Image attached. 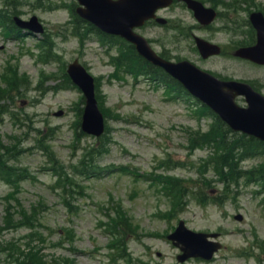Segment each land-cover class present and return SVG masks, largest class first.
Masks as SVG:
<instances>
[{"label": "rangeland", "instance_id": "1", "mask_svg": "<svg viewBox=\"0 0 264 264\" xmlns=\"http://www.w3.org/2000/svg\"><path fill=\"white\" fill-rule=\"evenodd\" d=\"M1 1L0 7L12 2ZM204 1L219 10V19L212 28L193 32L224 45L249 42L250 34L245 27L236 36L223 32V18L243 24L248 11L264 13V0ZM71 6L72 0L22 3L18 9L23 19L37 15L44 24L40 36L10 37L0 26V94L8 73H13L10 81L16 74L24 81L0 96V150L5 152L0 151V157L5 160L15 152L8 163L19 170L17 175L0 169V264H19L27 256L34 259V254L67 258L68 264H264V205L254 192L256 186L216 201L205 187L215 184V176L208 172L202 182L195 167L208 156L194 142L205 145V134L197 129L205 131L210 117L194 99L153 81L117 46L102 43L76 23ZM166 16L172 26L182 20L185 31L172 39L165 30L147 28L145 34L157 51L167 48L176 60L188 59L216 75L252 80L264 88V67L225 56L200 58L190 36L189 26L195 22L185 7H174ZM118 54L120 64L127 66L112 65ZM74 59L96 78L106 119L100 138L83 134L78 126L82 94L64 83L67 64ZM86 144L104 145L98 164L100 169L113 165L111 172L73 173L72 165ZM59 174L68 175L62 179ZM12 178H18L15 185L9 184ZM180 185L182 193L177 192ZM203 189L207 194L201 200ZM6 206L16 209L7 215ZM32 208L39 213L33 215L35 227L29 228L20 220L27 223ZM179 220L195 231L220 233L223 247L213 259L177 262L180 251L166 235ZM26 240L34 252L22 243ZM14 242H21L20 248Z\"/></svg>", "mask_w": 264, "mask_h": 264}, {"label": "water", "instance_id": "2", "mask_svg": "<svg viewBox=\"0 0 264 264\" xmlns=\"http://www.w3.org/2000/svg\"><path fill=\"white\" fill-rule=\"evenodd\" d=\"M164 1V0H163ZM162 0H78L83 7L77 8V13L96 25L99 29L118 34L135 44L137 51L147 60L163 67L174 77L178 78L194 95L199 97L213 108L232 128L241 130L264 140V97L246 84L236 81L218 80L212 75L201 71L188 61L170 63L155 54L146 40L133 32V27L153 16L154 10L166 3ZM198 18H213L212 9L204 8L194 0L189 1ZM252 22L258 30V43L251 47L240 48L238 55L255 61L264 62V20L260 12L251 14ZM20 27L41 32L42 27L35 16L29 21L15 17ZM202 50L211 48L199 42ZM72 81L77 84L85 96V108L81 127L90 134L99 135L103 131V117L97 108L94 96L93 78L77 61L68 66L67 70ZM237 94L245 96L247 107H240L234 102ZM216 237V234L195 233L181 222L177 230L169 236L181 243L183 254L178 256L180 261L190 256L211 258L219 244L207 238Z\"/></svg>", "mask_w": 264, "mask_h": 264}, {"label": "trees", "instance_id": "3", "mask_svg": "<svg viewBox=\"0 0 264 264\" xmlns=\"http://www.w3.org/2000/svg\"><path fill=\"white\" fill-rule=\"evenodd\" d=\"M9 6L13 9V2H11ZM16 11L17 9L12 12L16 13ZM0 13L2 14L1 11ZM76 21H78V19ZM111 39L122 44L118 38L112 37ZM124 46L132 53L131 55H133L138 61V64L145 66L146 68L149 66L135 54V51L131 46L126 44ZM116 59L119 58L117 57ZM9 75L12 74L8 73L7 77L8 88L11 89L16 87L20 83V80H17L18 77L16 76V79L12 82L9 80ZM2 91L3 93L0 95L6 93L7 89H2ZM210 114L214 118V122L210 126V129L205 133L203 139L206 143L210 144L212 155L209 156L208 161H210L214 167L216 174L220 176V180L225 186L223 188V191H225L224 193L229 194L232 192L233 187H240L250 183L259 184L261 191L264 192V143L252 137L232 133L228 127L217 118V116L212 112H210ZM102 147L103 145L97 147V150H102ZM93 151H95L94 148L87 149V153L85 152L86 154L83 159L84 162H91L94 153ZM97 152L98 151H96V153ZM250 156H259L260 161L254 167L244 169L240 165V162L245 157L247 158ZM79 171L82 170L79 169ZM26 258V260L19 262V264H45L41 257L36 254H34V259L29 256ZM64 262L66 263L67 261L64 260Z\"/></svg>", "mask_w": 264, "mask_h": 264}, {"label": "flooded vegetation", "instance_id": "4", "mask_svg": "<svg viewBox=\"0 0 264 264\" xmlns=\"http://www.w3.org/2000/svg\"><path fill=\"white\" fill-rule=\"evenodd\" d=\"M173 4H175L176 6H179V5H181L182 4V1L181 0H173ZM172 6L173 5H171V6H169V7H167V8H163V9H161V10H159V13L161 14V15H166V14H168L169 12H170V9L172 8ZM167 19V22L166 23H164L163 25H160V28H163V29H165L166 31H168V33H170L171 35H173V34H176V35H179V34H181L182 32H177L174 28L173 29H171L172 28V26L170 25V21H171V19L172 18H166ZM149 23H152V24H154L155 23V21H150ZM180 23L182 24V20L180 21ZM183 25V24H182ZM194 27H196V25H190L189 26V28H190V33L192 32V29L194 28ZM184 30H185V28L184 27H182ZM209 28V27H208ZM187 33V32H186ZM230 45H232V44H230ZM230 45H220L221 46V49H226L227 51H229V46ZM232 46H234V45H232Z\"/></svg>", "mask_w": 264, "mask_h": 264}]
</instances>
